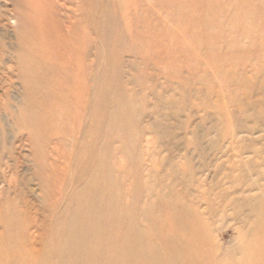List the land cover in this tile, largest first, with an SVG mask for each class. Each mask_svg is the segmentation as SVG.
Returning <instances> with one entry per match:
<instances>
[{
    "label": "rangeland",
    "instance_id": "rangeland-1",
    "mask_svg": "<svg viewBox=\"0 0 264 264\" xmlns=\"http://www.w3.org/2000/svg\"><path fill=\"white\" fill-rule=\"evenodd\" d=\"M95 181L135 245L191 214L197 264L264 263V0H0V264H58Z\"/></svg>",
    "mask_w": 264,
    "mask_h": 264
},
{
    "label": "bare ground",
    "instance_id": "bare-ground-1",
    "mask_svg": "<svg viewBox=\"0 0 264 264\" xmlns=\"http://www.w3.org/2000/svg\"><path fill=\"white\" fill-rule=\"evenodd\" d=\"M102 163L103 158L98 156L94 170V173L97 172L99 175L95 177L98 182L106 177V175L100 176ZM97 181L85 185V187L92 185L93 191L91 189V193L89 192L91 196H80V199L76 201L77 210L75 212L63 211L61 218L66 213V219L57 217L51 226L54 243H58L57 245L60 246L55 253L58 264H155L159 263L162 257H165L164 262L169 264H178L181 261H185V264H197L201 260L203 262L205 256L202 253L201 245L206 242L208 237V228L203 220L197 219V217L191 220V214L184 215L179 222L180 225L177 224V227L164 234L169 247L168 255L159 254L157 244L155 245L151 239L145 238V242L142 241L138 245L132 243V239L136 243L139 234L135 231L130 206L121 210V215L117 219L115 216H118L116 215L117 211L121 208L112 209L111 205L106 204L107 201L105 203L101 199V191L103 192L104 189L98 186ZM95 187L100 189L99 193ZM105 205L109 207H105ZM168 207L169 210L172 209V207ZM133 210L136 211L135 207ZM102 213L106 214L103 218L106 222L95 225L96 216L102 215ZM12 218L11 223H14L15 219ZM17 220L18 218H16V222ZM108 221L111 225L109 228H107ZM13 230L14 227L11 226V231ZM255 250H258V247ZM190 252L195 254H186ZM244 253H249V250L245 249ZM168 256L169 259H167ZM256 257L254 261L258 264L259 254H256Z\"/></svg>",
    "mask_w": 264,
    "mask_h": 264
}]
</instances>
